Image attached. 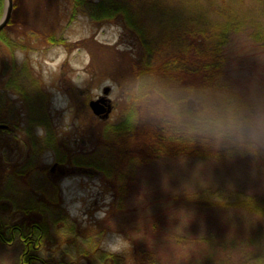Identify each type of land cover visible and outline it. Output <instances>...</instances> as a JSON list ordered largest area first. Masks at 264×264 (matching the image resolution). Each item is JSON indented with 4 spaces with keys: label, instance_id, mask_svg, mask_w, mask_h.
Segmentation results:
<instances>
[{
    "label": "rangeland",
    "instance_id": "obj_1",
    "mask_svg": "<svg viewBox=\"0 0 264 264\" xmlns=\"http://www.w3.org/2000/svg\"><path fill=\"white\" fill-rule=\"evenodd\" d=\"M3 3L7 5V0ZM49 3L21 0L15 18L17 23L5 32L8 39L14 41L13 47L4 53L0 46V61L5 59L10 63L11 71L16 74L11 81L15 91L11 92L12 98L15 99L18 90L24 93L27 117L41 128L35 134L41 149L33 163L39 171L50 170L56 160L54 153L43 151L42 143L47 137L44 125L39 122L51 123L50 130L55 129L62 150L65 146L61 144L67 143V151L78 152L84 148L82 136L75 127L80 103L88 98L89 103L100 99L104 89L111 87L109 97L117 110L111 120L116 121L120 112L116 84L106 77H91L87 69L92 59L86 50L68 52L63 46L36 39L40 20H29L25 6L33 4L39 9L41 6L48 9ZM67 3L61 2L59 12L55 9L49 17L53 19L58 14V38L76 43L94 37L98 43L118 45L121 49L129 45L121 40V27L98 28L83 16L71 22ZM227 74L234 92L254 106L264 108V49L255 45L247 34L232 38ZM1 80L0 72V83ZM0 96L5 97L2 93ZM14 110L8 102L6 111L14 115ZM17 131L26 130L18 128ZM16 135H10L0 153L9 165L21 167L27 163L28 154H32L33 136ZM57 176L50 181L45 176L35 177L32 186L15 179L9 185L12 190L6 194L18 205L23 191L36 196L34 189L47 190L52 195L59 190L61 208L69 214L70 221H75L83 230L92 227L96 233L100 231L99 225L105 226L99 236V247L104 252L127 256L130 264H136V257H140L143 264H264V219L230 207L239 197L264 202V155L256 160L251 156L162 159L142 166L137 171L132 196L118 210L110 205L112 196L104 192L98 176L72 171L59 172ZM16 215L24 216L20 212ZM20 242L0 244V264H24L20 262L23 250ZM47 245L51 250L56 249L51 242ZM65 247L69 256H77L76 248L64 245L61 251L57 250V255L52 251L40 253L38 260L41 261L33 264L69 260V256L62 257ZM75 261L90 264L86 260Z\"/></svg>",
    "mask_w": 264,
    "mask_h": 264
},
{
    "label": "trees",
    "instance_id": "obj_2",
    "mask_svg": "<svg viewBox=\"0 0 264 264\" xmlns=\"http://www.w3.org/2000/svg\"><path fill=\"white\" fill-rule=\"evenodd\" d=\"M13 1L7 29L17 23L15 18L21 0ZM27 1L41 4L50 1L48 9L42 6L39 9L33 4L28 8L25 6L29 20H40L37 40L63 46L68 52L86 50L92 59L87 69L93 75L91 77H106L119 90L117 109L120 112L116 121L98 118L90 108V98L79 104L75 127L82 136L84 148L81 151H67L68 144L61 142L65 146L62 150L55 129L50 130L51 123L39 122L44 125L47 137L42 143L43 151L54 153L55 161L63 166L79 170L81 174L98 176L104 192L112 196V207L122 208L132 196L137 185L135 177L142 166L162 159H230L223 151L216 152L166 135L148 116L140 96L146 89L164 86L173 90H195L219 100L254 106L228 84V47L234 36L247 34L255 45L264 49V0ZM63 1L68 2L71 22L83 16L98 28L121 27V40L129 45L121 49L118 45L98 43L94 37L76 43L58 38V14L53 19L49 17L55 9L59 12V4ZM3 10L4 3L0 0V16ZM7 29L0 32V41H6L11 50L14 41L5 35ZM42 105L44 111L45 105ZM36 138L33 136L31 140L34 148L24 166L9 165L0 153V244L21 241L20 262L24 264L41 261L38 255L43 252L52 251L57 255V250L61 251L64 245L76 248L77 256H69L65 247L62 257L69 256V260H55L51 264H80L75 261L77 259L90 264H130L127 256L104 252L99 247V236L105 226L99 225L100 231L96 233L92 227L83 230L75 221H70L69 214L61 208L59 190L52 195L47 190L34 189L36 196L23 191L18 205L6 194L12 190L9 185L15 179L28 186H32V180L38 176H45L50 181L49 169L39 171L33 165L41 149ZM235 157L248 155L237 154ZM40 193L44 195L38 196ZM234 202L228 203L230 207H238L264 219V202L248 196ZM17 212L24 216L18 217ZM48 242L56 249L51 250ZM141 260L136 257V264H143Z\"/></svg>",
    "mask_w": 264,
    "mask_h": 264
},
{
    "label": "clouds",
    "instance_id": "obj_3",
    "mask_svg": "<svg viewBox=\"0 0 264 264\" xmlns=\"http://www.w3.org/2000/svg\"><path fill=\"white\" fill-rule=\"evenodd\" d=\"M140 102L166 135L223 151L230 159L264 155V108L164 86L144 90Z\"/></svg>",
    "mask_w": 264,
    "mask_h": 264
},
{
    "label": "flooded vegetation",
    "instance_id": "obj_4",
    "mask_svg": "<svg viewBox=\"0 0 264 264\" xmlns=\"http://www.w3.org/2000/svg\"><path fill=\"white\" fill-rule=\"evenodd\" d=\"M5 35L7 36L6 33ZM0 46L4 53L10 52L6 41H0ZM0 62H1L0 72H1V78H2L1 83H0V93L5 95V97L0 96V150H2L4 145L6 146V142L9 141L10 135L17 134L16 136H20V135L36 136L35 134L40 132L41 128L37 123H35L34 120L32 123H30L31 118L27 117L29 115H27L28 113L27 101H26V98L24 97V93L18 90L17 95L15 94L16 96L15 99L12 98L13 96L12 93L15 91L13 90V88H11L12 87L11 81H13V79L16 77V74L15 75L13 74V72L11 71L12 69H10L12 67L11 64L8 63L5 59H1ZM27 71L31 72L30 70H27ZM109 99L111 100V102H108V101L107 102L113 108V112L111 114L112 116L113 113L115 112V104L110 97ZM8 102L11 104V107L15 109L14 115L6 111ZM47 112H48V109H47ZM48 115H50L49 112H48ZM16 127L22 128V130L25 129L26 131L25 132L22 131L24 134L18 133L17 131L18 128ZM54 171L55 170H53V172ZM59 172L62 174L64 173L61 169H58V172L55 171L56 177H58L57 174ZM22 241H26V240L22 239Z\"/></svg>",
    "mask_w": 264,
    "mask_h": 264
},
{
    "label": "water",
    "instance_id": "obj_5",
    "mask_svg": "<svg viewBox=\"0 0 264 264\" xmlns=\"http://www.w3.org/2000/svg\"><path fill=\"white\" fill-rule=\"evenodd\" d=\"M13 12V0H7V5H5V12L3 18L0 20V31L3 30L11 18ZM111 91V87H106L104 89V96L98 100H93L90 102V108L96 116H99L103 120L109 119L110 113L112 112V106L108 104L111 100L108 95ZM108 101V102H107ZM56 166L53 167V169ZM70 172V171H68Z\"/></svg>",
    "mask_w": 264,
    "mask_h": 264
}]
</instances>
